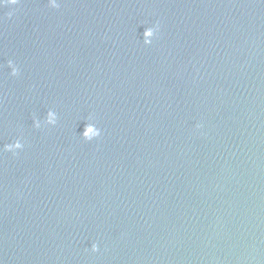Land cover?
Here are the masks:
<instances>
[{"label":"water","instance_id":"1","mask_svg":"<svg viewBox=\"0 0 264 264\" xmlns=\"http://www.w3.org/2000/svg\"><path fill=\"white\" fill-rule=\"evenodd\" d=\"M0 264H264V0L0 3Z\"/></svg>","mask_w":264,"mask_h":264},{"label":"clouds","instance_id":"2","mask_svg":"<svg viewBox=\"0 0 264 264\" xmlns=\"http://www.w3.org/2000/svg\"><path fill=\"white\" fill-rule=\"evenodd\" d=\"M4 2V0H0V3H3ZM8 2L9 3H15L16 2V0H8ZM151 34V29H149L146 33H145V35H150ZM96 250V248H95V246H93V251H95Z\"/></svg>","mask_w":264,"mask_h":264}]
</instances>
